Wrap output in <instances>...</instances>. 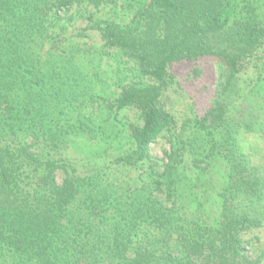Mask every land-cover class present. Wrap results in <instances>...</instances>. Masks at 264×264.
Wrapping results in <instances>:
<instances>
[{
	"label": "trees",
	"instance_id": "trees-1",
	"mask_svg": "<svg viewBox=\"0 0 264 264\" xmlns=\"http://www.w3.org/2000/svg\"><path fill=\"white\" fill-rule=\"evenodd\" d=\"M120 1L0 0V264H261L264 1L92 14ZM118 57L137 81L110 90L98 62ZM203 59L215 101L178 123L170 69Z\"/></svg>",
	"mask_w": 264,
	"mask_h": 264
},
{
	"label": "rangeland",
	"instance_id": "rangeland-1",
	"mask_svg": "<svg viewBox=\"0 0 264 264\" xmlns=\"http://www.w3.org/2000/svg\"><path fill=\"white\" fill-rule=\"evenodd\" d=\"M263 1L257 0L258 4L261 5ZM127 4L125 0H121L115 6H102L99 10H92V14L96 17L127 23L131 18V10L128 9ZM262 9L264 11V7ZM70 26L69 32H74L73 34L76 35L84 26L83 19L72 21V25ZM82 42L87 44L84 47L89 52L99 48L97 39L89 41L87 38H84ZM98 64L97 72L110 90H113L117 83L129 84L130 82L137 81L134 77L136 71L133 64L127 62L124 57L100 61ZM198 69L201 70V74L195 75L194 71ZM170 72L174 77V81L165 93V107L176 116L178 123L202 115L211 106V103L215 101L216 91L218 90L220 70L215 62H211L209 59H203L194 63L184 62L172 66ZM247 74L243 76V79L248 78ZM241 78L242 76L239 79ZM131 115V113L127 112L124 117L132 122L135 117ZM258 142L256 138H251L248 145H253L256 150H259L260 146ZM163 148H167L165 141H158L151 146L152 155L157 158L162 157ZM251 159L257 163L260 162V160H257V157H251ZM255 235L261 239L255 245L257 247L255 255L257 258H262L261 264H264V230L257 231Z\"/></svg>",
	"mask_w": 264,
	"mask_h": 264
}]
</instances>
